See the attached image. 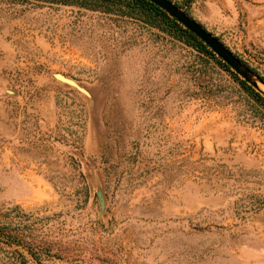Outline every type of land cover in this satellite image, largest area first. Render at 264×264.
I'll return each mask as SVG.
<instances>
[{
	"label": "rangeland",
	"instance_id": "rangeland-1",
	"mask_svg": "<svg viewBox=\"0 0 264 264\" xmlns=\"http://www.w3.org/2000/svg\"><path fill=\"white\" fill-rule=\"evenodd\" d=\"M170 1L264 79V0ZM0 223V264H264V107L141 21L0 0Z\"/></svg>",
	"mask_w": 264,
	"mask_h": 264
},
{
	"label": "trees",
	"instance_id": "trees-1",
	"mask_svg": "<svg viewBox=\"0 0 264 264\" xmlns=\"http://www.w3.org/2000/svg\"><path fill=\"white\" fill-rule=\"evenodd\" d=\"M45 1L64 6H79L81 8L92 9L105 12L108 14L119 13L123 16L136 19L153 28H158L165 32L175 40L184 43L185 45L194 48L201 54L215 60L218 65L226 72L230 73L244 88V90L259 104L264 107V98L243 81L236 73L232 71L222 60H220L202 41L194 34L186 30L177 20L170 17L166 12L160 9L157 5L148 0H37ZM180 7V6H179ZM181 8V7H180ZM5 226L0 223V244L6 246H24L30 247V244H25L24 238L21 236L8 233ZM19 253V250L15 251ZM29 254L33 259L39 260L36 252L29 248ZM20 257H25L20 252Z\"/></svg>",
	"mask_w": 264,
	"mask_h": 264
},
{
	"label": "water",
	"instance_id": "water-1",
	"mask_svg": "<svg viewBox=\"0 0 264 264\" xmlns=\"http://www.w3.org/2000/svg\"><path fill=\"white\" fill-rule=\"evenodd\" d=\"M157 5L166 12L170 17L177 20L186 30L194 34L202 41L220 60L232 69L243 81H245L253 89L261 92V86L264 87V79L256 75L251 68L243 63L230 49H228L216 36L205 29L200 23L195 21L186 14L181 8L170 0H148ZM72 86H76L73 82L68 81ZM101 204L104 206L102 193H99Z\"/></svg>",
	"mask_w": 264,
	"mask_h": 264
}]
</instances>
